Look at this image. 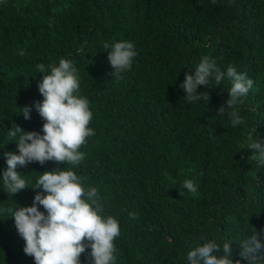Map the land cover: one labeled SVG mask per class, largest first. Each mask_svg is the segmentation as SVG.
<instances>
[{
	"label": "trees",
	"instance_id": "1",
	"mask_svg": "<svg viewBox=\"0 0 264 264\" xmlns=\"http://www.w3.org/2000/svg\"><path fill=\"white\" fill-rule=\"evenodd\" d=\"M124 40L134 43L137 56L116 79L102 45ZM204 56L254 81L238 106L245 123L234 128L230 110L218 112L228 99L227 78L198 86L208 102L184 97L185 73L194 75ZM61 58L76 67L79 94L93 112L95 135L73 170L85 187L98 189L103 215L119 222L115 264H188L190 245L201 236L232 242L235 260L239 243L255 229L264 240V166L246 149L252 140L264 142V0H3L0 264H35L5 209L15 202L31 206L42 189L9 195L4 153L17 152L8 135L16 125L43 134L34 107L30 119L19 112L43 100L38 84L44 74L36 65H58ZM67 167L33 162L17 171L32 186L40 173ZM185 179L196 184L195 194L182 187ZM90 251L81 264H91Z\"/></svg>",
	"mask_w": 264,
	"mask_h": 264
},
{
	"label": "clouds",
	"instance_id": "2",
	"mask_svg": "<svg viewBox=\"0 0 264 264\" xmlns=\"http://www.w3.org/2000/svg\"><path fill=\"white\" fill-rule=\"evenodd\" d=\"M102 46L108 50L107 59L113 69L111 75L121 79L131 70L137 56L134 43L124 40L105 42ZM19 54L25 55L23 50ZM36 68L38 73L44 74L38 84L43 100L20 108L19 113L30 119L34 107L44 121L43 134L25 131L17 125L8 131L17 143V152L4 153L7 167L2 182L4 190L11 196L29 188L42 191L36 192L31 206L15 202L14 208L5 211L14 219L17 233L25 242L24 253L31 256L35 264H81V255L88 249H91V264H115L114 241L121 235L119 222L111 215H103L104 206L98 189L85 187L82 178L73 170L85 159L81 147L95 135L94 129L89 127L93 119L90 101L79 94V76L70 59L61 58L58 65L37 64ZM225 78L231 82V87L227 92L226 106H221L218 112L222 115L226 109L230 110L228 116L235 128L245 123L238 106L254 84L246 73L238 72L232 65L226 72L222 71L215 59L204 56L194 75L185 73L180 87L189 103L208 102L209 94H197L198 86H210V79L220 85ZM246 149L252 150L251 158L258 166H264V142L259 138L252 140ZM48 161L68 167L40 173L32 186L26 176L17 171L18 167H27L33 162L44 165ZM182 187L192 194L198 191L190 179H185ZM129 216L136 219L138 213L130 212ZM251 233L239 243L240 258L235 260L232 258V242L221 245L201 236L190 245L186 257L188 264H264V256L260 255L264 251L261 232L255 229Z\"/></svg>",
	"mask_w": 264,
	"mask_h": 264
}]
</instances>
